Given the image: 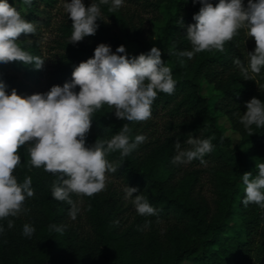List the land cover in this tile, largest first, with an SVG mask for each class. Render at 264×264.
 I'll return each instance as SVG.
<instances>
[{
    "label": "trees",
    "instance_id": "1",
    "mask_svg": "<svg viewBox=\"0 0 264 264\" xmlns=\"http://www.w3.org/2000/svg\"><path fill=\"white\" fill-rule=\"evenodd\" d=\"M57 1L32 0L29 6L22 0H8L22 18L36 27V34H21L18 46L45 62L40 70L21 61L0 62V81L6 85V94L14 89L18 95L25 94L31 81H39L43 76L50 87H62L71 81L76 66L94 57L101 43L109 45L113 53L125 46L130 59L147 54L152 47L159 48L161 59L171 69L175 90L172 95L158 91L151 106L152 116L168 117L164 133H157L150 119H118L114 109L107 105L92 114L86 147H92L98 138L111 139L125 123L131 128L130 142L137 135L146 139L123 159L119 151L105 157L118 169L112 173L115 178L121 179L127 188L138 189L133 197L125 199V190L111 185L92 197L72 195L76 205L83 203L84 223L72 220L71 206L52 197L57 175L31 167L27 144L22 146L18 150L21 161L13 175L20 184L30 176L34 196L26 198L23 204L27 211L0 220V227L5 230L0 233V264H182L186 260L193 264H264V236L260 234L264 209L256 204L245 207L242 203V175L250 172L254 177L258 172L256 163L264 162V128L253 126L255 133L249 136L240 123L247 111L246 102L253 97L264 102V68L260 74L249 73L254 80H245L233 63L239 58L247 64L245 31L239 30L233 40L226 42L223 52H201L192 59L179 57L176 53L191 50L187 26L196 23L193 16L202 6L199 2L136 0L161 14L163 22L156 38L121 7L109 12L110 0L109 5L100 6L95 35L77 44L69 43L72 21L67 14L57 26L54 43L44 51L38 38V14ZM42 2L46 4L41 6ZM83 2L90 6L93 0ZM210 2L215 5L219 0ZM181 20L183 27L178 23ZM44 23L51 24L50 12ZM255 47L256 44L252 52ZM169 50L172 55H168ZM203 79L215 82L227 99L232 124L241 135L239 144L232 146L230 138L217 126L216 116L200 94ZM75 91L79 92V87ZM189 134L200 139L214 138L213 150L205 155V163L195 159L187 163L189 168L186 164L174 165V145L179 140L181 149H188L185 141ZM206 173L208 192L203 188ZM140 194L158 215H138L132 201ZM232 216L238 217L240 223L231 234L227 228ZM9 219L14 221L12 228H8ZM146 221H150L147 227ZM26 223L35 228L30 238L22 234ZM50 225L63 226V232Z\"/></svg>",
    "mask_w": 264,
    "mask_h": 264
},
{
    "label": "clouds",
    "instance_id": "2",
    "mask_svg": "<svg viewBox=\"0 0 264 264\" xmlns=\"http://www.w3.org/2000/svg\"><path fill=\"white\" fill-rule=\"evenodd\" d=\"M202 6L193 19L196 23L187 26V40L191 50L176 53L179 57L192 59L195 54L223 52L226 42L233 40L238 31L243 29L249 38H254L256 47L248 52L247 64L239 58L233 63L239 67L243 79H253L249 75L260 74L264 68V0H219L213 4L210 0H193ZM24 5H31L32 0H22ZM110 0H93L86 6L83 0H71L64 4V9L72 21L71 44H77L85 37L93 36L99 27L101 5H109ZM123 0H111L109 12H115L122 6ZM181 27L183 22L178 21ZM21 34H36L32 22L22 18L8 0H0V62L21 61L25 65H34L36 70L44 66L45 60L32 56L22 50L17 41ZM124 53V55H119ZM169 50L168 55H172ZM79 87V92L75 89ZM6 85L0 81V220L18 217L27 211L23 207L26 198L34 196L32 178L27 177L22 184L13 175L19 166L21 157L18 150L27 144L29 165L42 168L47 173L57 175L52 184V197L71 206L69 216L75 220L80 209L71 198L92 197L106 187V173H115L116 167L110 164L106 155L119 151L121 159L130 155L139 144L145 141L142 135L135 136L130 142L129 123L111 139L98 138L92 147H86V137L92 124V114L104 105L113 108L118 119L128 122H143L151 118V106L157 98V92L172 95L175 81L171 69L161 59V50L152 47L147 54L133 56L126 53L121 45L113 53L111 47L99 44L94 57L81 62L72 72L70 82L53 86L47 93L21 97L14 89L6 94ZM262 90V89H261ZM247 111L240 118V123L252 136L256 128H264V102L253 97L246 102ZM200 139L189 134L182 150L179 140L174 147L176 155L174 165L187 164L195 159L205 163L204 157L213 150L211 140ZM257 174L246 172L242 175L245 185L242 203L245 207L256 204L264 209V162L256 163ZM138 189H125V199L133 197ZM138 215H158L142 195L132 201ZM91 205H89V210ZM116 224L119 221L115 222ZM150 221H146L145 227ZM14 221L8 220V228ZM55 228L63 232V226ZM5 230L0 227V233ZM35 228L23 225L22 234L31 237Z\"/></svg>",
    "mask_w": 264,
    "mask_h": 264
},
{
    "label": "rangeland",
    "instance_id": "3",
    "mask_svg": "<svg viewBox=\"0 0 264 264\" xmlns=\"http://www.w3.org/2000/svg\"><path fill=\"white\" fill-rule=\"evenodd\" d=\"M67 2H71V0H58L54 6H48V9L45 12H41L38 14L39 22L37 24L41 28L38 38L44 51H47L50 45L54 43V39L57 38V26L58 24H60V22H62V20H64L65 16L67 15L64 9V4ZM247 2L248 0H244L245 6H247ZM44 4L46 3L42 2L41 6H44ZM121 8L126 13L132 15L137 22L142 24L147 32L152 33L156 38L158 37L163 22L162 16L158 11L152 10L151 8L144 6L142 3L136 0H123ZM48 11L51 13V24L46 25L44 21L47 18V14L49 13ZM246 40L249 49L248 51L252 52L251 48H254L256 44L255 39L246 36ZM51 88L52 87H50L47 83L46 76H43L39 81H31L30 90L20 96L27 97L32 94L47 93ZM200 94L205 97L212 113L216 116L217 126L223 130L226 136L230 138L232 146L239 144L241 141V135L232 124L229 112L227 111V99L225 98L222 91L216 87L215 82L203 79L201 83ZM167 118V115L164 114H161L159 116L151 115L150 120L153 121L152 127L157 130V133H164L166 131L164 125L167 121ZM185 166L188 168L190 167L189 164H186ZM208 178L209 177L206 173L203 178V188L205 192H208L210 187ZM106 185L118 187L123 190L127 188L126 184L121 179L115 178L111 172L106 173ZM77 207L80 209V211L77 214L75 221L84 223L85 213L82 201L78 203ZM228 221L229 227L227 228V231L232 234L235 232V225H238L240 223V220L238 217L232 216ZM260 234L261 237L264 236V221L260 227ZM182 264H193V262H191L190 260H186Z\"/></svg>",
    "mask_w": 264,
    "mask_h": 264
}]
</instances>
